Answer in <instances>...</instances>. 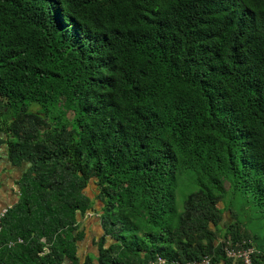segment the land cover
<instances>
[{
	"label": "trees",
	"instance_id": "obj_1",
	"mask_svg": "<svg viewBox=\"0 0 264 264\" xmlns=\"http://www.w3.org/2000/svg\"><path fill=\"white\" fill-rule=\"evenodd\" d=\"M1 148L22 173L0 264H244L225 247L254 245L238 195L264 208V0H0Z\"/></svg>",
	"mask_w": 264,
	"mask_h": 264
},
{
	"label": "rangeland",
	"instance_id": "obj_2",
	"mask_svg": "<svg viewBox=\"0 0 264 264\" xmlns=\"http://www.w3.org/2000/svg\"><path fill=\"white\" fill-rule=\"evenodd\" d=\"M37 108L36 106H33ZM5 152V151H4ZM89 194L94 198H96L97 193V185L93 182L90 184L88 188ZM251 193L238 195L237 212H239V219L243 221L244 225L248 228V230L255 235L253 244L255 245V249H260L264 253V208L261 207L254 200ZM230 195L227 200H229ZM226 200V207H227ZM102 203L97 200V207H101ZM221 206L224 207V203H221ZM182 209V205L179 207ZM225 219H230V211L228 208H225L224 211ZM83 225L86 229V238L81 242L79 253L83 256L85 253H98L96 239L101 235L102 229L99 224V219L96 215L95 211H91L88 213L86 217L83 219Z\"/></svg>",
	"mask_w": 264,
	"mask_h": 264
},
{
	"label": "built area",
	"instance_id": "obj_3",
	"mask_svg": "<svg viewBox=\"0 0 264 264\" xmlns=\"http://www.w3.org/2000/svg\"><path fill=\"white\" fill-rule=\"evenodd\" d=\"M10 206L8 205H0V234L2 231V220L5 217L7 211L9 210ZM23 239L18 237L16 240H10L8 245L14 246L17 242H22ZM246 242H243L245 244ZM239 244V243H238ZM1 248V244H0ZM255 248L251 245H242L240 248H235L232 245H228L225 247V253L228 257L241 259L244 264H254L252 254L254 253ZM210 256H204L200 260L194 261H181V260H169L166 257L158 255L155 258L150 259L145 264H212Z\"/></svg>",
	"mask_w": 264,
	"mask_h": 264
},
{
	"label": "crops",
	"instance_id": "obj_4",
	"mask_svg": "<svg viewBox=\"0 0 264 264\" xmlns=\"http://www.w3.org/2000/svg\"><path fill=\"white\" fill-rule=\"evenodd\" d=\"M22 169L13 166L8 160L4 148L0 150V205H13L18 199L17 180Z\"/></svg>",
	"mask_w": 264,
	"mask_h": 264
},
{
	"label": "clouds",
	"instance_id": "obj_5",
	"mask_svg": "<svg viewBox=\"0 0 264 264\" xmlns=\"http://www.w3.org/2000/svg\"><path fill=\"white\" fill-rule=\"evenodd\" d=\"M251 246H253L254 248H255V245H251ZM256 250V249H255Z\"/></svg>",
	"mask_w": 264,
	"mask_h": 264
}]
</instances>
